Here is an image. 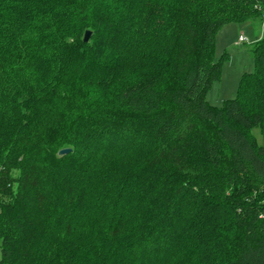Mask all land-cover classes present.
<instances>
[{"label": "trees", "instance_id": "trees-1", "mask_svg": "<svg viewBox=\"0 0 264 264\" xmlns=\"http://www.w3.org/2000/svg\"><path fill=\"white\" fill-rule=\"evenodd\" d=\"M248 21L264 0H0V264H264V36L207 101Z\"/></svg>", "mask_w": 264, "mask_h": 264}, {"label": "rangeland", "instance_id": "rangeland-1", "mask_svg": "<svg viewBox=\"0 0 264 264\" xmlns=\"http://www.w3.org/2000/svg\"><path fill=\"white\" fill-rule=\"evenodd\" d=\"M248 40L239 43L240 37ZM264 36L263 22L248 21L243 24H228L216 38V59H223L221 77L207 94L208 103L214 108H222L227 101L236 98L241 78L254 72V58L251 46ZM258 143L264 147V135L259 129L251 132Z\"/></svg>", "mask_w": 264, "mask_h": 264}, {"label": "water", "instance_id": "water-1", "mask_svg": "<svg viewBox=\"0 0 264 264\" xmlns=\"http://www.w3.org/2000/svg\"><path fill=\"white\" fill-rule=\"evenodd\" d=\"M92 37V32L91 31H87L84 35V42L88 43L91 40ZM72 152L71 149H64L62 151L59 152V156H64V155H68Z\"/></svg>", "mask_w": 264, "mask_h": 264}, {"label": "built area", "instance_id": "built-area-1", "mask_svg": "<svg viewBox=\"0 0 264 264\" xmlns=\"http://www.w3.org/2000/svg\"><path fill=\"white\" fill-rule=\"evenodd\" d=\"M256 1H260V0H256ZM263 25H264V21H263ZM248 40L246 38H244L243 36L240 37L239 39V43H247Z\"/></svg>", "mask_w": 264, "mask_h": 264}]
</instances>
